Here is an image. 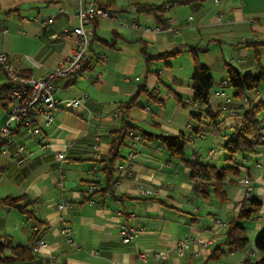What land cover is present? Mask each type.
<instances>
[{
	"label": "crops",
	"instance_id": "obj_1",
	"mask_svg": "<svg viewBox=\"0 0 264 264\" xmlns=\"http://www.w3.org/2000/svg\"><path fill=\"white\" fill-rule=\"evenodd\" d=\"M95 1L113 18L84 25L91 32L92 51L86 68L75 77L54 81L57 101L85 96L80 105L74 110L59 105L51 124L39 121L40 132L32 140L21 129L14 133L27 155L21 165L16 164V156L0 152V197H26L22 201H30L27 209L31 211L27 215L0 206V236L12 245H30L36 239L46 244L31 261L1 264H198L222 239L227 213L236 209L247 189L262 202L256 216L244 222L253 250L254 237L264 225V145L243 161L240 176L227 186L228 199L222 205L195 196L187 168L169 158L158 141L123 149L125 158L113 176L112 191L94 194L87 188L103 180L101 169L108 166L110 149L107 133L119 123V111L127 110L126 116L146 131L189 132L207 122L196 120L192 113L219 109L230 96L221 80L213 78L225 76V64L255 72L251 61L255 49L261 62L264 55V12L259 13L264 11V0L176 3L160 17L142 9L168 0H0V52L16 71L45 77L71 52L61 34L78 25L77 8ZM174 49L166 64L156 59L147 62V56ZM193 54L209 68L214 81L208 105L189 102ZM213 67L218 71L211 73ZM142 83L155 89L161 100L152 102L141 94L135 104L128 105ZM253 96L264 101L261 93ZM223 109L216 122L222 121L219 128L234 120H222L228 112ZM2 111L6 116V110ZM3 120L0 115V125ZM198 140L202 143L196 146ZM220 141L213 132L199 133L188 142L185 153L197 151L220 163L224 152L210 147L211 142L220 145ZM95 143L98 157L92 149ZM59 151L66 154L65 159L56 158ZM245 179L248 183L243 185ZM142 190L153 194H142ZM60 203L71 205L63 219L57 209ZM65 224L71 229L72 242L60 232ZM124 230L130 235L128 242L122 241ZM183 236L209 239V243L191 242L178 256L174 245ZM160 253L166 257L158 258ZM246 253L226 252L209 264H240Z\"/></svg>",
	"mask_w": 264,
	"mask_h": 264
},
{
	"label": "trees",
	"instance_id": "obj_2",
	"mask_svg": "<svg viewBox=\"0 0 264 264\" xmlns=\"http://www.w3.org/2000/svg\"><path fill=\"white\" fill-rule=\"evenodd\" d=\"M203 1L205 0H168L156 6H146L142 10L154 12L157 17H160L159 14L162 11L171 8L176 3L190 4ZM93 4L100 5L97 1ZM175 50L156 55L153 58L147 56V62L156 59L162 60L166 64L168 59L176 53ZM251 61L255 62V72L238 69L230 63L225 64V76L220 81V84L231 88L233 91L232 95L231 97L226 95L225 102L223 105L218 106L219 109H206L202 112L192 113V117L196 120L200 121L201 118L207 120L205 125H198L199 128L196 127L192 131H180L177 134H165L159 130L146 131L126 116L127 110L119 111L116 115L119 118V123L107 133L110 143L108 166L101 169L103 172L102 181L100 179L92 181L95 186L92 192L95 194L113 190V176L118 166L121 165L122 159L125 158L122 153L125 147L134 148L143 142L158 141L169 158L176 160L187 168V180L195 196L203 200H214L220 205L224 204L228 199L227 186L239 178L243 161L249 160L258 148L264 145V101H255L253 96L261 93V87L264 86V64L261 62V55L258 50L255 49ZM86 65L80 72L86 68ZM0 71L8 78V83L0 86L1 95L3 92L8 91L12 84L8 72L2 67H0ZM16 73L21 78H32L30 71L27 70H19ZM190 84L192 95L189 102L194 105H208L214 81L209 68L201 64L197 55L194 54L192 55ZM141 94L152 102L161 100L156 95L155 89H149L145 83H142L138 91L129 97L128 105L135 104ZM219 94L225 96V92H220ZM223 106L228 112L222 120L229 117H233L234 120L232 124L219 128L218 125L222 121L216 122L224 111ZM229 111H234L235 114L231 115ZM202 132H213L220 135L221 143L219 147L224 152L222 163H217L208 155L197 151L185 153V147L188 142ZM242 182L245 185L248 180L245 179ZM83 193L85 194L86 192ZM25 198L23 196L0 197V206L6 209H16L28 215L31 213L30 209H27V204L30 201L26 200L23 202L22 199L24 200ZM261 203L260 198L253 191L247 189L243 199L235 205L236 209L227 213L222 239L212 245L208 257L198 264H209L218 260L226 252H247L240 264H264V225L256 233L253 240L254 251L260 254L257 259L252 257L253 250L250 249V240L247 236L246 226H244V222L256 216ZM41 230L42 228L35 232L33 238H37L36 236ZM39 240L41 239L34 240L30 245H12L8 239L0 236V264L9 260H33L37 252L33 250L32 245Z\"/></svg>",
	"mask_w": 264,
	"mask_h": 264
},
{
	"label": "built area",
	"instance_id": "obj_3",
	"mask_svg": "<svg viewBox=\"0 0 264 264\" xmlns=\"http://www.w3.org/2000/svg\"><path fill=\"white\" fill-rule=\"evenodd\" d=\"M76 17L78 18V25L73 26L70 30H65L61 37L70 43L71 52L69 55L58 61V63L42 78H21L17 76L16 70L10 67L8 57L5 53L0 52V67L8 72L11 77V88L0 95V107L6 110V120L0 125V152L9 157L16 156L15 162L21 165L26 159L24 145H22L15 137L20 129L24 131L29 139H33L40 132L39 121L44 125H49L54 121V112L59 105L66 109L74 110L80 103L81 98H73L63 101H57L54 97L55 84L54 81L58 78H72L78 75L80 70L87 64L91 55V32L84 29V25L92 23L98 19L113 18L111 13L103 5L87 4L80 5L77 8ZM167 30H172L170 25H166ZM5 32L6 30H2ZM242 42L245 39H241ZM222 94V93H221ZM137 137V136H136ZM13 149L10 150L9 147ZM46 145H42L44 148ZM95 151V156H99V145L95 143L92 146ZM58 160L66 158V154L59 151L55 153ZM132 156V155H131ZM93 191L95 186L89 185L87 188ZM142 194H153L148 191H140ZM57 209L63 219L64 214L71 209L69 203H60ZM60 232L65 236L68 242H72L71 229L65 224L61 227ZM123 242H128L130 239L129 233L124 230ZM194 242L196 244L206 245L209 239L196 237L189 238L183 236L179 238L175 245L174 251L176 255H183L189 244ZM33 250L38 252L46 244L39 240L33 243ZM158 258H165V253L157 254ZM113 264H121L115 262Z\"/></svg>",
	"mask_w": 264,
	"mask_h": 264
},
{
	"label": "rangeland",
	"instance_id": "obj_4",
	"mask_svg": "<svg viewBox=\"0 0 264 264\" xmlns=\"http://www.w3.org/2000/svg\"><path fill=\"white\" fill-rule=\"evenodd\" d=\"M213 0H206L205 2L206 3H211ZM258 3V2H257ZM258 4H260V3H258ZM262 4V3H261ZM263 12L264 11H259V13L260 14H263ZM166 29V28H165ZM167 30V29H166ZM262 63H264V55H262ZM218 70L217 69H215L214 67H213V69L211 70V73H213V72H217ZM214 80H216L217 82H219L220 80H222L223 79V77L222 76H220V75H214ZM216 78V79H215ZM6 83H8V78H7V76L2 72V71H0V86L1 85H3V84H6ZM216 87H218V85H216ZM223 89H224V91H226L230 96L232 95V89L231 88H229V87H226V86H223ZM261 93L264 95V86H262L261 87ZM0 115H2V117H3V115H4V120H3V122L6 120V117L7 116H5V113H3V111H2V108L0 107ZM2 122V123H3ZM200 142H201V140H198V141H196L195 143H196V146H199V144H200ZM202 143V142H201ZM209 142H207V140H206V144H208ZM210 147H213V148H215L217 151L219 150V144L218 143H210ZM222 159H223V156H221V160H219L218 162H221L222 161ZM260 256V254L258 253V252H256V251H254V249H253V253H252V257H253V259H257L258 257Z\"/></svg>",
	"mask_w": 264,
	"mask_h": 264
}]
</instances>
